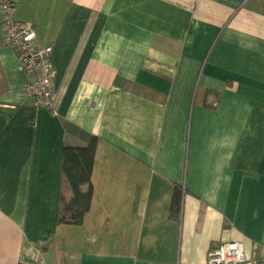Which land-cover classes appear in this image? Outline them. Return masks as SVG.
Here are the masks:
<instances>
[{
    "label": "crops",
    "instance_id": "crops-1",
    "mask_svg": "<svg viewBox=\"0 0 264 264\" xmlns=\"http://www.w3.org/2000/svg\"><path fill=\"white\" fill-rule=\"evenodd\" d=\"M17 2L56 111L0 23V264H206L225 241L264 258V0ZM90 136L89 210L58 224L63 147Z\"/></svg>",
    "mask_w": 264,
    "mask_h": 264
},
{
    "label": "built area",
    "instance_id": "built-area-1",
    "mask_svg": "<svg viewBox=\"0 0 264 264\" xmlns=\"http://www.w3.org/2000/svg\"><path fill=\"white\" fill-rule=\"evenodd\" d=\"M17 3V0H0L3 43L14 48L18 68L27 75L23 92L33 100L35 107L55 113L56 95L51 91L55 77L50 58L52 48L39 46L32 25L17 19ZM40 264H43L42 260ZM206 264H264V258H247L243 243L225 241L208 252Z\"/></svg>",
    "mask_w": 264,
    "mask_h": 264
},
{
    "label": "trees",
    "instance_id": "trees-1",
    "mask_svg": "<svg viewBox=\"0 0 264 264\" xmlns=\"http://www.w3.org/2000/svg\"><path fill=\"white\" fill-rule=\"evenodd\" d=\"M95 144L96 137L90 136L85 146L65 144L63 147L58 224L78 225L89 210L92 198L91 173ZM181 206L182 191L175 186L169 207V216L178 220Z\"/></svg>",
    "mask_w": 264,
    "mask_h": 264
}]
</instances>
